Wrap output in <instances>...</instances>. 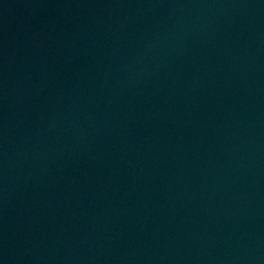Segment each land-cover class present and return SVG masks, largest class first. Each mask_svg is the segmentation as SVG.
I'll return each instance as SVG.
<instances>
[{
	"label": "water",
	"instance_id": "95a60500",
	"mask_svg": "<svg viewBox=\"0 0 264 264\" xmlns=\"http://www.w3.org/2000/svg\"><path fill=\"white\" fill-rule=\"evenodd\" d=\"M0 264H264V0H0Z\"/></svg>",
	"mask_w": 264,
	"mask_h": 264
}]
</instances>
